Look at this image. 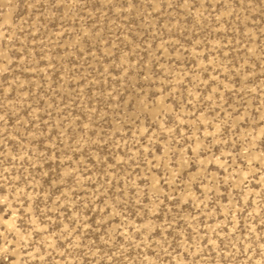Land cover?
<instances>
[{
  "label": "rangeland",
  "instance_id": "1",
  "mask_svg": "<svg viewBox=\"0 0 264 264\" xmlns=\"http://www.w3.org/2000/svg\"><path fill=\"white\" fill-rule=\"evenodd\" d=\"M0 264H264V0H0Z\"/></svg>",
  "mask_w": 264,
  "mask_h": 264
}]
</instances>
